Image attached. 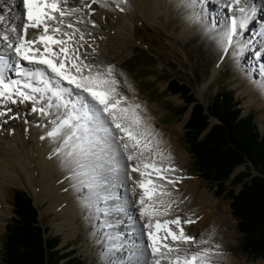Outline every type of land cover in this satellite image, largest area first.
I'll list each match as a JSON object with an SVG mask.
<instances>
[{
  "label": "bare ground",
  "instance_id": "1",
  "mask_svg": "<svg viewBox=\"0 0 264 264\" xmlns=\"http://www.w3.org/2000/svg\"><path fill=\"white\" fill-rule=\"evenodd\" d=\"M222 1L190 0L183 4L182 0H67L64 7L80 9L66 20L75 23L83 33V40H80V32L76 33L75 47L85 61L100 71L111 66L117 81L116 90L125 97L121 106L139 105L133 107L139 124L132 127L137 135L146 133L141 137L147 142L141 162L155 161L162 168L176 169L163 174L175 181L174 185L159 180L154 174L146 177L163 183L171 193L163 197L171 203V215L165 218L179 216L181 220H194L195 223L184 225L185 231L197 241L211 239V243L199 247L212 248V264H264V260L248 262L232 252L230 246L236 240L230 206L215 199L213 192L202 187L187 171L185 163L189 154L179 143L176 131H182L189 109L177 125L157 126L160 116L155 113L156 104L140 103L133 75L123 73L120 67L119 56L128 52L136 25L139 22L151 24L153 19L163 15L167 26L170 22L180 24L178 31L171 25L170 36L188 38L196 31L204 33L210 47L218 54L212 78L223 64L229 63L237 70L235 84L246 82L242 90L248 96V104L264 107V14L260 13L264 11V0H248L245 7L250 8H244L248 16L244 27H239L245 15L241 8L228 10L222 6ZM20 6V0H9L1 6L0 37L10 34L11 41L0 39V54H7L10 51L7 45L17 41L18 32L12 31L15 26H20L19 34H22L25 20ZM11 8L15 9L13 13ZM230 13L236 18L237 30L228 42L232 26L225 20L232 19ZM40 32L41 29H29L27 38L36 37ZM136 43L145 45L143 40L137 39ZM118 71L119 77L115 75ZM84 96L91 104H96L86 93ZM70 99L75 100V97ZM35 107L34 103L33 106L24 102L9 106L4 102L0 110L6 113L0 116V235L5 219L12 213L5 193L6 186L11 185L30 191L36 204L49 199L46 212L66 215L56 225L58 232L64 229V243L75 234L72 227L77 231L81 225L88 231L90 253L99 254V263L154 264L151 248L143 235L147 217L140 215L139 196L143 190L135 183L141 177L139 172L132 171L137 160L127 158L129 153L141 150L131 147L125 150L123 143L128 142L127 138L121 141L119 137L123 134L114 127L111 136L97 129L87 138L73 137L66 145L67 128L61 129L55 137L48 136L65 116V108L53 104L46 106L42 113L33 111ZM46 191L48 194L44 198ZM196 250L197 246L190 247V251Z\"/></svg>",
  "mask_w": 264,
  "mask_h": 264
},
{
  "label": "snow or ice",
  "instance_id": "2",
  "mask_svg": "<svg viewBox=\"0 0 264 264\" xmlns=\"http://www.w3.org/2000/svg\"><path fill=\"white\" fill-rule=\"evenodd\" d=\"M66 3L67 0H23L27 22L22 26V34H19V25L12 29V31L18 32L17 42L9 43L7 47L14 50L18 61L45 67L26 69L17 62V75L24 78L22 83L20 79L6 77V70L9 66L8 58L0 54V102L17 103L14 96L22 98L23 101L36 100L35 96L30 95L24 89H28L32 93H40L41 99L45 98V94L50 93L47 97L49 106H52V101L55 100V106L57 108L64 107L66 113L57 128L50 131L48 136L55 137L61 129L67 128L68 132L64 141L66 145L73 137L87 138L97 129L103 131L106 136L113 135L112 127L122 133L123 135L119 139L124 141L127 138L128 141L123 143L125 150H128L129 147L141 150L129 153L127 158L129 161L137 160L132 171L139 172L141 177L135 183L143 190L139 196L140 215L147 217L144 227L148 230L147 237L150 241L149 247L154 257V264H162L164 261L167 264H212V248L199 247L211 243V239L197 241L195 237L185 231L184 225L195 223L194 220L190 218L181 220L179 216L165 218L171 215V203L163 197L170 196L171 193L163 183L146 177H151L154 174L159 180L174 185L175 181L169 180L163 174L176 169L162 168L155 161L152 163L141 162L140 157L147 147V142L142 141L141 137L146 133L142 132L137 135L136 130L132 127V125L139 124V117L133 111V107L138 108L139 105L121 106L125 97L116 90L117 81L113 76L114 69L111 66L100 71L95 70L92 64L85 61L79 48L75 47L76 33L80 30L75 27V23L66 20L68 15L80 11V9L71 8L69 10L64 7ZM240 11L245 15L241 18L239 27H244L248 16L244 8H241ZM29 29H41L42 31L34 39H29L27 38ZM65 29H71V31ZM236 30L237 21L234 18L232 32L227 35L229 42ZM83 38V33L80 32V40ZM0 39L11 41V35L6 34ZM48 72L53 75L48 76ZM34 82L43 86H34ZM62 82H66L72 87H62ZM72 88L80 90L75 100L69 99L72 96ZM85 93L91 97L92 101L96 102L95 105L87 100L84 96ZM33 111L36 109L34 108ZM40 111L44 113L43 108ZM3 115L6 113L0 111V116ZM129 121L131 124L128 123ZM146 169H152V171L146 172ZM192 246H197L198 250L190 251ZM215 247L219 248V245H215Z\"/></svg>",
  "mask_w": 264,
  "mask_h": 264
},
{
  "label": "trees",
  "instance_id": "3",
  "mask_svg": "<svg viewBox=\"0 0 264 264\" xmlns=\"http://www.w3.org/2000/svg\"><path fill=\"white\" fill-rule=\"evenodd\" d=\"M167 89L183 99L184 104L174 109L177 115L190 110L184 139L196 170L216 184L219 194L227 190L226 182L232 186L227 194L242 234L241 252L253 259L264 258V132L253 112L243 114L234 91L226 86L207 105L176 77L167 78ZM212 118L216 121L211 122ZM239 166L243 169L236 171ZM12 211L5 226L2 264H87L76 249L58 247L60 235H45L48 229L41 225L38 209L23 190L14 191Z\"/></svg>",
  "mask_w": 264,
  "mask_h": 264
},
{
  "label": "rangeland",
  "instance_id": "4",
  "mask_svg": "<svg viewBox=\"0 0 264 264\" xmlns=\"http://www.w3.org/2000/svg\"><path fill=\"white\" fill-rule=\"evenodd\" d=\"M7 1L9 0H0V10L2 4ZM189 1L190 0H185L186 3H189ZM185 2L182 0L183 4ZM21 8L22 6H20V9ZM13 11H15V9H12L11 12L13 13ZM260 13L264 14V11H261ZM162 19H164V17L163 15H160L156 19H153L151 24L146 25L139 22L138 25H136L135 37L130 40L131 42L130 47H128V52L119 56L121 58L120 67L122 72L133 75L132 78L136 84V94L140 97V103L156 104L155 113L160 116L158 118L159 121L157 122V126H175L181 122L186 115V113L183 115H177L174 111L175 107L183 105L184 102L181 96L178 94H171L167 89V78L169 76H173L182 82L188 83L191 86L194 95L204 104L211 101V98L217 89L225 86L233 89L235 97L241 102L240 106L244 108V113L252 111L254 113V119L257 126L262 132H264V107L257 108L254 105L248 104V96H246L242 90L246 85V82L240 81L238 86L234 81V79H236L237 70L229 63H225L219 68V70L215 73V76L212 78V69L218 54L210 47V43L205 38L204 33H198L196 31L190 34L188 38H185V36H170L168 32L171 25L175 27L176 31H178L180 24L177 22L175 25L170 22L169 26H167L165 24L166 18L165 20ZM140 23L143 25H140ZM137 39L139 41L143 40L145 45H138L136 43ZM171 48L173 50L172 52L170 50ZM183 54H185V56ZM244 60H247V57ZM115 75L119 77L121 75L120 71L116 72ZM254 78L257 79V77ZM188 112H190V110ZM214 121V119H211V122ZM184 131L185 129L183 127L182 131L176 132L178 134L179 143L181 142L180 144L189 154L185 163L188 173L195 176L197 178L196 180L202 187H207L210 191H212L215 199H218L221 202H226L230 206V213L234 219L235 225L234 239L236 240L231 244L230 249L239 258H245L248 262L264 260V258L261 257L253 259L249 255L241 252L239 246L241 233L237 231L238 221L232 215L231 198L227 194V191L230 190L232 186L226 182L227 190L219 194V191L216 190L217 186L215 183H212L199 175L198 171H196L195 165L193 164L188 144L185 142ZM173 134L174 133H172V135ZM241 169H243V167L239 166L236 171ZM15 190H23L30 197H32L30 191L26 189L13 187L11 185L6 186L5 193L7 196V202L10 204L11 211L13 209V193ZM234 190L235 193H237L239 186L234 187ZM47 194V191L44 192V198H46ZM34 204L39 210L40 223L42 226L48 227L47 235L52 236L58 234L61 236L59 247L66 246V248L76 249L77 254L82 255L87 264H101L98 260L99 254L96 252L92 254L90 253L88 231L84 230L81 225L78 227L77 231H75L76 227H72L71 230L75 234L64 243V229L62 232H58L56 225L60 220L65 219L66 215L63 213L56 215L54 211L50 210L46 212L45 210H47L49 199L43 200L41 204H36L35 202ZM12 216L13 212L5 219L4 229L0 235V264H2V243L4 240L5 225L10 221Z\"/></svg>",
  "mask_w": 264,
  "mask_h": 264
}]
</instances>
